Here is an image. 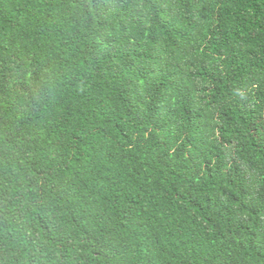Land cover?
<instances>
[{
    "label": "trees",
    "instance_id": "1",
    "mask_svg": "<svg viewBox=\"0 0 264 264\" xmlns=\"http://www.w3.org/2000/svg\"><path fill=\"white\" fill-rule=\"evenodd\" d=\"M0 264H264V0H0Z\"/></svg>",
    "mask_w": 264,
    "mask_h": 264
}]
</instances>
